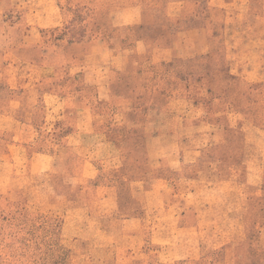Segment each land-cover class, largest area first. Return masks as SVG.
Here are the masks:
<instances>
[{
	"label": "rangeland",
	"instance_id": "rangeland-1",
	"mask_svg": "<svg viewBox=\"0 0 264 264\" xmlns=\"http://www.w3.org/2000/svg\"><path fill=\"white\" fill-rule=\"evenodd\" d=\"M1 63L0 264H264V0H0Z\"/></svg>",
	"mask_w": 264,
	"mask_h": 264
},
{
	"label": "crops",
	"instance_id": "crops-1",
	"mask_svg": "<svg viewBox=\"0 0 264 264\" xmlns=\"http://www.w3.org/2000/svg\"><path fill=\"white\" fill-rule=\"evenodd\" d=\"M17 72L13 74V72L8 68V65H3V63L0 64V82L2 81H9V84L11 85V87H13L14 85H12V81L17 80L18 75L16 76ZM6 85H8L6 83ZM10 110H6L3 108V110H1V116H0V120L3 122H23L24 120L22 118H20L17 113L22 109L23 107V99L21 96H19V98H16L15 100H11L10 102ZM8 126V125H7ZM160 191V188L157 189ZM193 233V231L195 229H190Z\"/></svg>",
	"mask_w": 264,
	"mask_h": 264
}]
</instances>
